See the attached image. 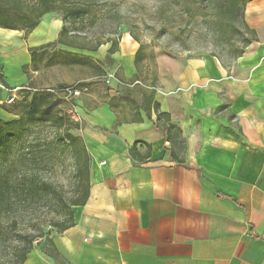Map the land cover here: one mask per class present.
Here are the masks:
<instances>
[{"label": "crops", "instance_id": "0c3cea01", "mask_svg": "<svg viewBox=\"0 0 264 264\" xmlns=\"http://www.w3.org/2000/svg\"><path fill=\"white\" fill-rule=\"evenodd\" d=\"M243 21L254 37L236 57L157 55L148 71L137 49L114 51L106 89L72 98L90 188L73 226L50 237L57 264H264V0L247 1ZM61 26L45 19L26 38L0 27V104L36 88L29 48ZM135 141L149 157H130ZM32 259L55 264L41 250Z\"/></svg>", "mask_w": 264, "mask_h": 264}, {"label": "rangeland", "instance_id": "374dc122", "mask_svg": "<svg viewBox=\"0 0 264 264\" xmlns=\"http://www.w3.org/2000/svg\"><path fill=\"white\" fill-rule=\"evenodd\" d=\"M40 1L0 2L9 21L23 27L24 38L29 33H25L26 25L33 20ZM48 4L54 11L42 15L39 23L58 18L70 28L67 39L73 47L61 44L56 48L35 49L34 63L27 69L35 77L32 85L36 88L24 91L23 97L17 95L15 106L7 110L14 119L26 112L33 94L40 97L49 93L47 100L53 103L51 116L73 122L72 110L76 104L59 85L73 86L79 91L89 86L91 92L100 95L107 86L106 75L115 76L111 71L115 59L113 53H108L111 46L115 52L140 48L137 64L148 71L157 55L172 57L188 52L195 57L209 53L228 60L241 47L238 31L228 29L223 35L217 28L214 31L217 23L226 22L216 3L48 0ZM73 9L80 10L79 16L72 17ZM41 33L39 29L37 40ZM92 47L96 50L89 49ZM7 70L10 80H16L15 68ZM4 94L7 95V91ZM0 106L6 107L3 100ZM66 129V125L58 128L49 122L32 123L22 129L17 138L8 137L5 144H1L6 145V150L0 151V178L7 179L8 188L6 195L0 198V264H18L20 253L27 246L30 252L39 253L46 246V237L50 239L59 232L55 224L64 220L66 205L76 195L77 186L73 159L63 141L57 140L55 135ZM69 130L78 134L77 127L70 126ZM29 253L22 264H35L36 259L27 263Z\"/></svg>", "mask_w": 264, "mask_h": 264}, {"label": "trees", "instance_id": "16d2710c", "mask_svg": "<svg viewBox=\"0 0 264 264\" xmlns=\"http://www.w3.org/2000/svg\"><path fill=\"white\" fill-rule=\"evenodd\" d=\"M201 2H209V3H216L218 8L220 9L221 16L226 22H219L215 25L214 31L216 32L217 29L220 31L221 35L226 32V30H235L238 31V34H240L241 38V47L240 49L235 53L233 57H236L240 55L244 48L250 43L251 39L254 37V31L249 29L246 24L243 21V9L244 5L249 0H199ZM1 2V0H0ZM54 11V8L48 4V0H41L39 3V7L37 11L34 13V16L32 17L33 20L29 21L26 25L25 33L30 32L37 24L39 23V20L42 15ZM80 10L79 9H73L70 11V14L72 17L79 16ZM9 17L5 14L3 11V8L1 7L0 3V27L3 28H9V29H22L23 27H18L14 25L12 22L9 21ZM217 28V29H216ZM241 28V30L239 29ZM70 28L67 27L65 24H62L60 32L58 33L57 39L52 42L48 43L46 45H41L39 47H32L29 48L30 54H31V63H34L35 60V49L36 48H56L59 44L72 46V43L70 40H68V34H69ZM214 32V33H215ZM223 33V34H222ZM78 48H85V47H78ZM90 50L94 51L96 50L95 47L89 48ZM115 51V48L111 46L108 53L112 54ZM140 48L136 50L135 53V61L139 59L140 57ZM60 88H65L67 85L60 84ZM50 96L49 93H45L43 96H38L37 94H33L31 98V103L28 105V109L23 115L18 116L17 119L12 120H0V151L6 150V145L2 147L1 144H5L7 141V138H17L24 129L28 127V124L37 123L40 124L42 122H49L56 127H62L66 125V130L60 134L56 133V139L62 140L63 146L67 151L69 152L70 156L73 159L74 165H75V173L74 178L76 179V189L75 193L76 195L71 199L70 203L66 205V213L64 216V220L55 224V226L58 227V231L62 232L71 226H73V206L83 205L89 195V188H90V155L86 149L85 143L83 139L70 132L69 128L71 127H77L78 124L75 121H69L64 120L61 116H51V111L53 108V103L48 102V97ZM6 105V104H5ZM12 106L15 105H6L0 106L3 110L8 112V109H11ZM172 127V125H170ZM173 128V127H172ZM23 129V130H22ZM139 144H145L146 151L143 154H140L138 151L137 146ZM128 153L132 159H146L150 155V146L146 143L135 141L128 149ZM32 180V179H31ZM8 188V182L5 177L0 178V198L4 197L6 195V191ZM45 245H49V248L45 246V248H41V251L44 252L47 256L51 257L55 263H58L57 261V253L56 249L54 247L53 242L51 239L47 238L45 239ZM30 247H24L19 255L18 258V264L24 263L26 260V255L30 252ZM59 264H62L59 262ZM69 264V263H67Z\"/></svg>", "mask_w": 264, "mask_h": 264}, {"label": "built area", "instance_id": "2783aa9c", "mask_svg": "<svg viewBox=\"0 0 264 264\" xmlns=\"http://www.w3.org/2000/svg\"><path fill=\"white\" fill-rule=\"evenodd\" d=\"M114 79V75L112 73L106 75L105 82L108 84L111 80ZM120 83V81H118ZM20 90L19 88L16 89H9L7 90V97L4 99V103L6 105H14L17 101V91ZM63 90L68 94L70 98H74L79 96L80 91L71 86V87H65ZM9 95V96H8Z\"/></svg>", "mask_w": 264, "mask_h": 264}]
</instances>
